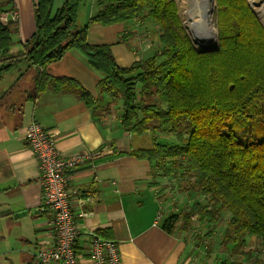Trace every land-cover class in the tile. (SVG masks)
I'll return each instance as SVG.
<instances>
[{
  "label": "trees",
  "instance_id": "16d2710c",
  "mask_svg": "<svg viewBox=\"0 0 264 264\" xmlns=\"http://www.w3.org/2000/svg\"><path fill=\"white\" fill-rule=\"evenodd\" d=\"M32 1L35 31L21 54L10 55L18 24L0 21V75L19 69L21 62L40 73L71 50L81 53L102 74L99 93L111 97L105 104L108 108H119L121 129L138 137L150 133L155 142L131 155L148 160L163 176L181 180L177 194L191 187L205 197L206 203L197 201L162 216L160 228L180 235L194 219L215 227L220 214L228 211L218 244L224 253L219 264H264V252L258 256L244 251L251 237L264 245V138L242 142L227 131L230 119L248 117L264 96V28L248 0H215L219 49L210 53L194 49L174 0H98V11L79 29L76 24L86 0H65L55 12L54 0ZM5 11L0 3V14ZM139 19L159 28L161 49L128 67L117 65L109 45L87 41L90 24L109 26ZM47 88L72 93L88 107L94 105L75 81L43 74L32 98ZM102 111L97 109L99 114ZM158 134L174 142L157 143ZM213 233L204 236L210 239ZM233 256L242 257L231 260Z\"/></svg>",
  "mask_w": 264,
  "mask_h": 264
},
{
  "label": "crops",
  "instance_id": "0c3cea01",
  "mask_svg": "<svg viewBox=\"0 0 264 264\" xmlns=\"http://www.w3.org/2000/svg\"><path fill=\"white\" fill-rule=\"evenodd\" d=\"M64 1L54 0L53 12ZM97 2L93 0L92 6H97ZM0 3L9 12L8 20L12 21L13 11L18 16V32L10 55H19L35 31L33 1ZM96 12L89 10L84 24ZM142 20L109 26L90 24L87 40L93 45H109L117 65L128 67L148 57L151 46L159 39L158 28L152 30L153 24ZM126 34L128 39L121 42L120 37ZM12 71L0 75V238L4 241L0 244V264H40L36 253L49 249L53 243L51 213L39 210L42 185L38 162L23 139V131L31 122L51 133L61 155L81 154L88 158L71 173L67 185L79 230L76 248L82 253L84 264H88L90 232L116 241L122 264L209 263L201 258L198 246L210 230L191 226L180 235H170L160 228L156 220L160 210L163 217L178 212V208L166 211L167 201L172 200L171 193L179 197L177 185L182 181L163 176L162 170L152 169L148 160L131 155L133 150L145 147H138L136 136L121 129L119 108L112 113L114 106L105 105L111 97H101L99 93L102 74L92 69L81 53L71 50L40 73L26 64L9 74ZM41 74L75 81L90 94L93 107L72 93L50 88L33 99L31 94ZM95 104L103 110L101 114L94 109ZM170 183L175 185L173 192ZM10 235L12 244L7 242Z\"/></svg>",
  "mask_w": 264,
  "mask_h": 264
},
{
  "label": "built area",
  "instance_id": "2783aa9c",
  "mask_svg": "<svg viewBox=\"0 0 264 264\" xmlns=\"http://www.w3.org/2000/svg\"><path fill=\"white\" fill-rule=\"evenodd\" d=\"M11 17L12 21H17L15 11ZM0 21L7 23L6 14H0ZM23 139L38 162L42 185L39 210L51 213L50 224L53 230L51 247L37 252L35 257L40 264H84L82 253L76 248L79 230L71 211L73 199L67 185L71 173L88 158L81 154L61 155L54 147L51 133L37 122H31L25 127ZM161 218L159 211L156 220L160 222ZM88 235V264H122L116 241L104 239L95 232Z\"/></svg>",
  "mask_w": 264,
  "mask_h": 264
},
{
  "label": "rangeland",
  "instance_id": "374dc122",
  "mask_svg": "<svg viewBox=\"0 0 264 264\" xmlns=\"http://www.w3.org/2000/svg\"><path fill=\"white\" fill-rule=\"evenodd\" d=\"M92 1L93 0H86L85 3L81 6L79 16H78V20H77V24H76L77 29H79L83 25H85L84 23H85V20L87 18V13L89 10L94 9V11H98L99 6L93 7ZM174 1L177 5L178 14H179V17L182 21L183 27H184L191 43H192L194 49L197 52H199L198 51L199 48L197 45L193 44L192 36L190 35L189 30H188L189 24L187 22L186 12H185L187 9V2H186V0H174ZM250 1H252V0H250ZM250 9L256 14L255 15L252 12L255 15V17L257 18V20L259 21V23L264 28V17H260L256 13L255 8L252 7V5H251ZM214 12H215V0H213L212 18H213V26H214L215 30L217 31V36H218V30L215 26ZM7 13H9V12H7V11L4 12V14H6V18H7ZM10 21L11 20L7 19V22H10ZM17 22L18 21H16V23ZM142 22H144V20H142ZM154 24L152 25V27H150V29L152 28V30H153V28L157 27ZM158 31H159V28H158ZM153 33H155V32H153ZM156 34H157V32H156ZM159 35H160V31H159ZM127 39H128L127 34H126V37H124V36L120 37L121 42L124 40H127ZM91 45H93V44H91ZM160 46L161 45L159 43V39H157V41L151 46L152 48L148 54V57L151 56L152 53L160 51V49H161ZM218 49H219V40H218ZM146 58H142V59H146ZM86 61H87V59H86ZM24 64H26V63L21 62L19 64V66L22 67V66H24ZM19 66H18V68H19ZM15 70L16 69H13L12 73H9V74H13V72H15ZM116 110H118V107L114 106V108H112V113H115ZM227 128H228L227 131L228 130L231 131L236 136L237 140H239V141L245 142L248 140H256V141L262 140L264 138V96L262 98H260L254 104V106L252 107L251 112L249 113L248 117L239 118V119H230L229 120V126ZM164 141H166V142H164ZM156 142L160 143V144H162V143L171 144L170 142H174V139L172 137H166L164 135L158 134V136L156 137ZM136 143H137L138 147L149 148V147H152L155 142H154V140H152L151 135L149 133V134L142 136V137L136 136ZM170 185L172 186V192H173L175 189V185H172L171 183H170ZM169 193H170V191H169ZM171 194H172L171 195L172 200H171V198H169V201H167L168 204H167V210L166 211H168V212L173 210L174 208H178V210L184 209V208L190 206L192 203L197 202V201L202 202V203H206L205 197L196 193L191 187H189V189L186 192L180 193L179 197H177V198L175 197L174 193H171ZM161 214L163 215L162 211H161ZM229 215L230 214L228 213V211L222 212L220 214V220L218 221V223L216 224L215 227H211L209 225L200 226L201 224L196 219L193 220L192 226L194 227L195 230H201V229L202 230H215L212 238L207 239L205 236H203L204 240L198 246V252L201 254L200 255L201 258L204 261L208 260V262H209L208 264H219L221 259L224 257V253L219 248L218 244L224 235V230L226 228V224L228 222ZM3 242H4L3 239L0 238V244ZM7 242H8V244L13 243V237L11 235H10V237L7 238ZM208 249H211V250L208 251ZM244 251H252L253 255L258 254V256H261V254L264 252V245L262 244V242H260V240L256 239L255 237H251L247 240V246L244 248ZM241 257L242 256H239V257L233 256V257H231V260H236V259L241 258Z\"/></svg>",
  "mask_w": 264,
  "mask_h": 264
},
{
  "label": "bare ground",
  "instance_id": "6f19581e",
  "mask_svg": "<svg viewBox=\"0 0 264 264\" xmlns=\"http://www.w3.org/2000/svg\"><path fill=\"white\" fill-rule=\"evenodd\" d=\"M186 19L191 36L198 35L202 40L213 42L215 28L213 26V0H186ZM252 7L260 17H264V0H252Z\"/></svg>",
  "mask_w": 264,
  "mask_h": 264
},
{
  "label": "water",
  "instance_id": "95a60500",
  "mask_svg": "<svg viewBox=\"0 0 264 264\" xmlns=\"http://www.w3.org/2000/svg\"><path fill=\"white\" fill-rule=\"evenodd\" d=\"M248 4L251 7L252 2L250 0H248ZM190 35H191V33H190ZM192 39H193V44L198 46L199 53H205V52L210 53V52H214V51L218 50V36H217L216 30H215V40L212 43L209 41L207 42V41L202 40L198 35H195V37L192 36Z\"/></svg>",
  "mask_w": 264,
  "mask_h": 264
}]
</instances>
